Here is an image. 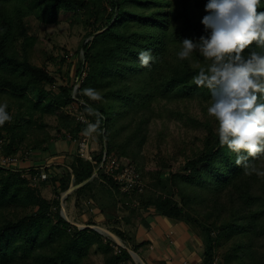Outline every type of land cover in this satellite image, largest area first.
<instances>
[{
    "label": "trees",
    "instance_id": "obj_1",
    "mask_svg": "<svg viewBox=\"0 0 264 264\" xmlns=\"http://www.w3.org/2000/svg\"><path fill=\"white\" fill-rule=\"evenodd\" d=\"M106 3L111 12L104 7ZM206 3L207 0H0V103L14 110L11 121L0 127V139L3 132L9 135L8 144L0 146L5 156L43 150L49 136L37 139L31 148L21 150V146L29 134L35 135L44 127L42 122L47 116L57 118L58 131L69 134L71 141L84 136L87 126L64 111L68 104L76 103L73 85L62 87L59 96L45 90L46 85L55 86L56 79L32 60L37 39L31 35L27 19L34 17L40 23L58 25L62 13L75 15L82 11L94 24L105 21V26L91 33L83 45L80 74L84 67L86 76L76 95L78 100L87 101L80 109L89 121L95 122L96 117L87 115V107L100 116L99 134L90 137L91 142L94 138L101 146L94 151L97 164L77 154L69 168L61 167V174L39 182L54 188L53 199L44 197L41 189L32 187L28 177L23 176L36 175L35 169L14 171L0 167V264H87L93 250L104 256L105 264L133 263L128 249L89 227L96 223L89 221L85 229H80L61 215L62 194L71 186L78 188L64 201L74 196L78 207L82 199H88L92 209L89 200L97 199L100 180L106 184L101 190L105 189L111 198L107 199L110 206L118 205L116 195L123 202L135 198L142 210L154 208L160 215L184 221L199 231L206 242L204 264H210L221 248L226 249L225 264H264V177L245 174L243 167L236 165L235 154L219 144L212 125L207 127L203 148L180 172H167L171 165L167 161L160 163L153 173V180L160 184L159 191L145 189L120 196L121 186L113 178L101 173L94 177L106 152L123 165H135L143 179L139 166L144 159L148 126L160 116L158 106L162 102L196 99L211 102L210 92L192 82L209 62L198 52L183 61L177 57L184 39L197 41L206 35L201 23L207 15ZM258 11H264V3ZM140 50L152 52L154 61L148 67L139 63ZM85 88L99 90L103 100L89 101L81 94ZM34 89L38 91L36 99L30 95ZM250 160L264 170V158ZM168 188L172 189L169 193ZM106 205L99 203L100 213L105 216ZM113 234L130 247V238L124 232L118 229ZM141 246L144 244L134 245L132 251L140 255Z\"/></svg>",
    "mask_w": 264,
    "mask_h": 264
},
{
    "label": "clouds",
    "instance_id": "obj_2",
    "mask_svg": "<svg viewBox=\"0 0 264 264\" xmlns=\"http://www.w3.org/2000/svg\"><path fill=\"white\" fill-rule=\"evenodd\" d=\"M262 3L264 0H207V15L201 21L206 35L197 41L184 39L177 53L183 61L198 52L209 62L192 82L210 92L207 114L216 122L219 144L235 154V163L245 174L257 177H264V170L250 158H264V11H258ZM138 60L148 67L154 61L151 50H140ZM81 94L92 102L103 100L95 88H85ZM85 112L96 119L87 121L84 113L78 116L87 124L82 134L98 135L99 114L91 107ZM11 119L8 104L0 103V127Z\"/></svg>",
    "mask_w": 264,
    "mask_h": 264
},
{
    "label": "rangeland",
    "instance_id": "obj_3",
    "mask_svg": "<svg viewBox=\"0 0 264 264\" xmlns=\"http://www.w3.org/2000/svg\"><path fill=\"white\" fill-rule=\"evenodd\" d=\"M104 7L111 12V6L109 3H106ZM61 18L62 21L58 25H46L37 21L34 17L27 19L30 33L37 39L32 60L37 66L46 69L56 79L55 89L51 85H46L44 88L46 91L52 90L55 95L58 96L61 95L60 89L62 87L65 88L75 85L77 78L80 75L81 63L84 60L82 48L89 40V35L105 26L104 20L97 24L87 20L88 18L86 14L82 11L75 15L62 13ZM30 95L36 99L38 91L34 89L30 92ZM210 103L211 102L196 99L184 102H162L158 106V113L160 116L151 121L148 126V140L142 152L144 159L139 166L143 175V182L146 186L145 189H151L152 191L160 190L159 182L153 180V173L159 169L160 163L167 161L171 165L170 170H166L167 172H180L185 167L187 161L192 158L198 150L203 148V141L208 134L207 127L212 125V129L216 131V122L214 118L207 114V107ZM72 106H77V103L68 104L64 107V111L68 113ZM8 111L10 115L14 112V110H10L9 108ZM191 119L197 121V123ZM42 123L44 127L35 135L29 134L22 144L21 150L31 148L37 139L49 136L48 142L42 147L43 150H40L43 152L49 151L51 147L54 149L53 144L65 134L58 131V121L56 117L47 116ZM8 141L9 135L6 132H3L2 138L0 139V146L4 147V145L8 144ZM92 141L94 150L99 151L101 148L100 143L94 138H92ZM0 154L3 155L1 149ZM47 173L49 175L48 179L55 176L49 173V169H47ZM101 181L102 180L97 184V199L95 198V201H89H91L92 206L97 208L98 213L96 215L101 214L99 213V203L107 204L106 209L108 214H106L107 216L102 214L103 225L98 224L95 227L99 226L100 228H105L113 233L119 229L125 219L130 220L135 218L139 210L142 209L139 207L140 202L138 199L134 198L133 201L123 202L124 200L117 195L116 201L118 205H114L115 207L110 206L109 204L111 203L107 200L110 197H107L106 192L104 191L105 189L101 190L106 184ZM31 186L37 189L40 188L41 194L46 198L53 199L55 197L54 188L52 186L44 187L39 183ZM170 191H172L171 188L166 190L167 193ZM122 193L124 192L121 190L120 196ZM64 194L65 193L62 194V197ZM119 198L121 201H119ZM87 200L88 199H82L79 202L78 207H76L75 200L74 204L77 210L74 213L78 216L76 221H79V223L73 222L71 216L66 210L64 212L66 218L70 222L75 225H80V227H83L84 225L87 226L86 224L89 221L95 222V216L90 215L92 213L86 210V205L87 207H91V205L87 204ZM67 202L73 204L74 201L73 199H70ZM66 205V202L63 201L64 209H66ZM126 214L128 216H126ZM85 215L92 217L85 221L83 219V216ZM115 242L118 246H126L121 239L119 242ZM114 248L116 252L119 251L117 246ZM225 252V248H221L217 252L222 260V264H225ZM87 264H105V258L102 254L93 250L91 258ZM132 264L140 263L135 261Z\"/></svg>",
    "mask_w": 264,
    "mask_h": 264
},
{
    "label": "crops",
    "instance_id": "obj_4",
    "mask_svg": "<svg viewBox=\"0 0 264 264\" xmlns=\"http://www.w3.org/2000/svg\"><path fill=\"white\" fill-rule=\"evenodd\" d=\"M53 146L54 149L51 147L46 152H33L32 157L22 165V170L46 168L49 169V173L58 175L63 170L61 167L69 168L73 158L77 155V145L67 136H62ZM77 188V186H71L69 194H72ZM72 199L73 204L67 202L65 210L73 222L79 223L76 221L78 216L74 213L77 210L74 204L76 198L72 196ZM86 208L92 213L90 215L95 216L94 223L103 225L102 214L96 215L97 208L92 207L89 210L87 205ZM126 216L128 215L126 214ZM90 217L85 215L83 219L86 221ZM119 229L130 238V247L125 246L129 251H132L134 245L144 244L139 247L140 255H138L144 264H204L205 262L206 242L204 236L188 223L162 216L154 208L139 210L135 218L125 219ZM132 259L134 262L136 261L133 257Z\"/></svg>",
    "mask_w": 264,
    "mask_h": 264
},
{
    "label": "built area",
    "instance_id": "obj_5",
    "mask_svg": "<svg viewBox=\"0 0 264 264\" xmlns=\"http://www.w3.org/2000/svg\"><path fill=\"white\" fill-rule=\"evenodd\" d=\"M80 75L81 77L78 76L72 92V98L75 99L77 106H72L68 113L76 120V122L80 124H86L85 121L78 119V116L83 113V111H81L80 109V106L86 105V103H81V100H78V98L76 97L80 84L83 82L84 77L86 76L84 67L82 68V72ZM53 88L55 89V86H53ZM86 120L89 121L87 117ZM67 137L69 140L72 139L69 134H67ZM73 142L77 145V154L81 159L97 164L94 158L95 150L92 146L90 137L82 136L79 140H74ZM31 157L32 152L29 151L22 156H5L0 154V167L5 169H12L14 171H22V164H24V162L29 160ZM35 170L37 171V174L34 176H29L28 173L23 174L24 177H28L31 185L34 186L39 182L48 180L49 175L46 168H39ZM100 173L113 178L114 181L121 186V190L129 195L143 192L146 187L143 182L142 176L136 169L135 165H123L117 157L108 156L106 152L103 155L102 162L99 164L98 168L95 171L94 177L98 176ZM62 201H64L63 197ZM62 209H64L63 202ZM66 220L69 221L67 218ZM77 226L80 229H85L87 227H80V225ZM210 264H222L220 256L218 254H215Z\"/></svg>",
    "mask_w": 264,
    "mask_h": 264
},
{
    "label": "water",
    "instance_id": "obj_6",
    "mask_svg": "<svg viewBox=\"0 0 264 264\" xmlns=\"http://www.w3.org/2000/svg\"><path fill=\"white\" fill-rule=\"evenodd\" d=\"M88 41H89V40H88ZM88 41H87V42H88ZM82 50H83V52H84V48H83ZM79 77H81V75H79ZM69 192H70V191L66 192V193L63 195V200H65V198L67 197V195L69 194ZM64 212H65V210L62 209V210H61V215L66 219V216H65ZM91 228L97 230L98 232H100V233L103 234V235L109 236V235H107L106 233H104V232L101 230V228H98V227H91ZM123 248H126V247L123 246ZM129 253L131 254V256H132L137 262H140L141 264H144L143 261H142V260L140 259V257L138 256V254H136L135 252H133V251H131V250L129 251Z\"/></svg>",
    "mask_w": 264,
    "mask_h": 264
},
{
    "label": "bare ground",
    "instance_id": "obj_7",
    "mask_svg": "<svg viewBox=\"0 0 264 264\" xmlns=\"http://www.w3.org/2000/svg\"><path fill=\"white\" fill-rule=\"evenodd\" d=\"M101 230H102L104 233H106L107 235H109V237L112 238L113 240H115V241H117V242L120 241V239H119L116 235H114L112 232H110L109 230H107V229H105V228H101ZM138 263H140V262H138ZM140 264H141V263H140Z\"/></svg>",
    "mask_w": 264,
    "mask_h": 264
}]
</instances>
